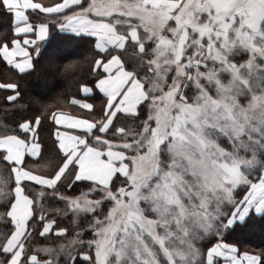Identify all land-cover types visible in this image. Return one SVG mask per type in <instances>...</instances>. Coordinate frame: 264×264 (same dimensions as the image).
<instances>
[{
	"label": "snow or ice",
	"instance_id": "6c2138e0",
	"mask_svg": "<svg viewBox=\"0 0 264 264\" xmlns=\"http://www.w3.org/2000/svg\"><path fill=\"white\" fill-rule=\"evenodd\" d=\"M0 26V264H264V0H0Z\"/></svg>",
	"mask_w": 264,
	"mask_h": 264
},
{
	"label": "trees",
	"instance_id": "16d2710c",
	"mask_svg": "<svg viewBox=\"0 0 264 264\" xmlns=\"http://www.w3.org/2000/svg\"><path fill=\"white\" fill-rule=\"evenodd\" d=\"M4 27L0 26V31H3ZM6 65H4V63L2 62V59L0 58V74L3 73V71L5 70ZM61 87H63V84L59 81L56 82V84L54 86H52L51 91H49L48 96L52 97L54 96L55 92L60 91ZM73 91H75V89H73ZM12 121V116L9 112L0 110V124L2 123H11ZM253 215H255L253 213ZM257 217V224L256 226L250 230V232L247 234L246 236V240L248 241V246L252 249L255 250L259 244V240H260V230H259V222H260V216L256 215ZM249 234H254L252 237H248Z\"/></svg>",
	"mask_w": 264,
	"mask_h": 264
},
{
	"label": "rangeland",
	"instance_id": "374dc122",
	"mask_svg": "<svg viewBox=\"0 0 264 264\" xmlns=\"http://www.w3.org/2000/svg\"><path fill=\"white\" fill-rule=\"evenodd\" d=\"M254 234H249L248 237H252Z\"/></svg>",
	"mask_w": 264,
	"mask_h": 264
},
{
	"label": "crops",
	"instance_id": "0c3cea01",
	"mask_svg": "<svg viewBox=\"0 0 264 264\" xmlns=\"http://www.w3.org/2000/svg\"><path fill=\"white\" fill-rule=\"evenodd\" d=\"M2 59V58H1ZM254 213V212H253ZM255 214V213H254ZM255 215H257L258 216V214H255Z\"/></svg>",
	"mask_w": 264,
	"mask_h": 264
}]
</instances>
